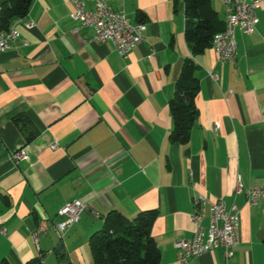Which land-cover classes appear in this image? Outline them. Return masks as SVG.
Masks as SVG:
<instances>
[{"label":"crops","instance_id":"obj_1","mask_svg":"<svg viewBox=\"0 0 264 264\" xmlns=\"http://www.w3.org/2000/svg\"><path fill=\"white\" fill-rule=\"evenodd\" d=\"M108 4L147 26L127 58L110 41H91L71 0H35L13 23L19 39L0 54V264H94L89 239L114 210L131 220L156 211L161 264H182L174 244L194 237L200 195L240 207L228 264H264V199L250 205L234 193L239 179L245 189L264 185V0L255 31L236 30V62H219L212 48L195 57L199 116L187 144L171 142L169 107L192 56L184 0ZM212 4L226 22L223 0ZM22 148L29 160L16 163L11 156ZM73 200L97 215L87 210L60 237L58 212ZM200 212L207 227L209 206ZM43 224L47 233L35 242ZM189 264L227 262L219 248Z\"/></svg>","mask_w":264,"mask_h":264},{"label":"built area","instance_id":"obj_2","mask_svg":"<svg viewBox=\"0 0 264 264\" xmlns=\"http://www.w3.org/2000/svg\"><path fill=\"white\" fill-rule=\"evenodd\" d=\"M262 0H223L226 13H233L236 19L237 29L247 34H252L258 24L257 9ZM74 7L72 17L81 23V26L92 28L94 35L92 42L113 43L119 54L127 58L128 54L137 46L141 45L146 37L147 26L145 23L132 24L124 11H116L108 4V0H71ZM88 3L93 7L88 8ZM0 14V20H1ZM29 27H31L29 25ZM235 33L224 39H216L212 43V49L218 56L221 63H234L238 58L239 47L235 39ZM20 31L13 24L9 30L0 28V54L6 52L11 44L18 40ZM213 80L218 81V74L211 75ZM217 126L215 130H217ZM57 143L52 148H58ZM12 160L16 163L28 161L29 155L25 148L12 154ZM235 197L245 194L247 202L254 205L258 200L264 199V185L245 189L239 179L235 189ZM209 206V224L204 226V217L200 208ZM90 210L96 216L97 213L90 209V206L83 200H73L66 203L58 212L60 221L54 226L60 237L79 224L82 215ZM196 226V232L191 240L179 241L174 247L179 252V261L182 264H189L190 259L197 258L213 250L222 248L224 257L228 262L233 257V248L238 244L240 238V207L233 203L230 207L223 200H211L204 195L197 198L194 211L191 217ZM48 227L43 224L34 234L35 242L41 235L47 233Z\"/></svg>","mask_w":264,"mask_h":264},{"label":"trees","instance_id":"obj_3","mask_svg":"<svg viewBox=\"0 0 264 264\" xmlns=\"http://www.w3.org/2000/svg\"><path fill=\"white\" fill-rule=\"evenodd\" d=\"M35 0H5L0 28L9 30L15 20L24 19ZM178 1V0H176ZM186 30L185 37L192 52L181 69L173 98L169 102L173 128L171 142L187 144L197 123L199 111L196 96L199 69L195 57L212 47L215 36L225 30L226 22L213 7L212 0H184ZM22 120V119H21ZM20 117L16 122L20 125ZM36 134L27 137L32 141ZM156 211L141 212L129 219L119 211H111L103 217L104 228L89 239L94 264H161V251L152 235ZM62 261H66L62 258ZM3 264H10L3 262ZM26 264H44L36 258Z\"/></svg>","mask_w":264,"mask_h":264},{"label":"bare ground","instance_id":"obj_4","mask_svg":"<svg viewBox=\"0 0 264 264\" xmlns=\"http://www.w3.org/2000/svg\"><path fill=\"white\" fill-rule=\"evenodd\" d=\"M2 7H0V14H2ZM237 30L236 19L233 16V13H226V26L225 30L216 35V39H224L228 35H232ZM237 60V58H236Z\"/></svg>","mask_w":264,"mask_h":264},{"label":"water","instance_id":"obj_5","mask_svg":"<svg viewBox=\"0 0 264 264\" xmlns=\"http://www.w3.org/2000/svg\"><path fill=\"white\" fill-rule=\"evenodd\" d=\"M60 249V248H59Z\"/></svg>","mask_w":264,"mask_h":264}]
</instances>
